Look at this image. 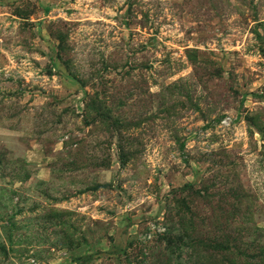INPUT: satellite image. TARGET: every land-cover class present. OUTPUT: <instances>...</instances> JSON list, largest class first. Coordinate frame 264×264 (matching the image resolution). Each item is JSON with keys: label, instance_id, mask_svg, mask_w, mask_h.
<instances>
[{"label": "rangeland", "instance_id": "374dc122", "mask_svg": "<svg viewBox=\"0 0 264 264\" xmlns=\"http://www.w3.org/2000/svg\"><path fill=\"white\" fill-rule=\"evenodd\" d=\"M0 264H264V0H0Z\"/></svg>", "mask_w": 264, "mask_h": 264}]
</instances>
